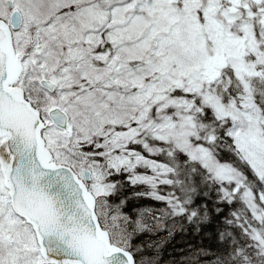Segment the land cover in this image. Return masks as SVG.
<instances>
[{
  "label": "snow or ice",
  "instance_id": "1",
  "mask_svg": "<svg viewBox=\"0 0 264 264\" xmlns=\"http://www.w3.org/2000/svg\"><path fill=\"white\" fill-rule=\"evenodd\" d=\"M0 264H264V0H0Z\"/></svg>",
  "mask_w": 264,
  "mask_h": 264
}]
</instances>
